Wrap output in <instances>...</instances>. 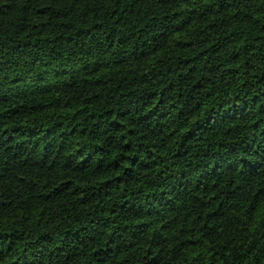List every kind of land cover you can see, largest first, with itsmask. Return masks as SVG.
<instances>
[{"label": "clouds", "instance_id": "obj_1", "mask_svg": "<svg viewBox=\"0 0 264 264\" xmlns=\"http://www.w3.org/2000/svg\"><path fill=\"white\" fill-rule=\"evenodd\" d=\"M12 3L0 0V264H264V0H23L15 23ZM193 16L234 63H173L183 53L169 56L172 34ZM157 51L143 75L127 71ZM45 93L87 97L76 115L90 135L77 146L109 183L35 217L28 165L43 166L39 149L59 147L61 126L22 150L4 128ZM182 210L208 216L192 226L195 244L170 230Z\"/></svg>", "mask_w": 264, "mask_h": 264}, {"label": "trees", "instance_id": "obj_2", "mask_svg": "<svg viewBox=\"0 0 264 264\" xmlns=\"http://www.w3.org/2000/svg\"><path fill=\"white\" fill-rule=\"evenodd\" d=\"M23 17V0H13L12 6L8 9L5 19H9L10 22L15 23L16 19ZM209 28L208 20H200L199 17L193 16L186 22L183 27H177V29L172 34L171 43L172 47L168 49L169 56L175 54L178 55L177 60L173 63H182L187 71L191 72L197 67L200 60H209L213 55L221 57L225 60H229L230 63L235 61L229 56V53L225 51L224 41L218 37H213L214 43L209 40V36L212 35L207 32ZM231 45V42H230ZM236 47H239V41L235 42ZM162 55V52L157 51L155 56H149L143 58L140 62H134L127 65V71H140V74L144 73L141 71L142 65L150 64L155 60L156 56ZM121 70V69H118ZM206 70V69H205ZM110 71V70H106ZM100 73H97V77ZM91 77H89L90 79ZM147 83V81H145ZM171 87V81L168 85L160 84L159 94L152 97L153 106L158 103L163 102L164 88ZM70 97L74 95L73 92L69 91L67 93ZM5 99V97L0 96V100ZM70 100L68 102L54 103L50 98L49 94L45 93L43 96H37L34 103L25 108L23 111L12 112L11 117L8 119V124L12 126V131L9 132L8 128H4V132L8 135L10 140H16L17 135L21 137L18 141L17 148L22 150L26 145L24 141H29L30 143L35 140H41L45 136L54 135L53 128L56 125L61 127L56 128L62 139L58 141V145L43 144L42 148L39 149L42 152L41 160L43 161V166L40 165H28L30 169V175L27 177L28 184L31 185L29 191L33 193V200L31 203L30 211L33 216L40 217L41 215H46L45 209H50L55 203L59 202L63 197L65 192H75V188L84 187H94L97 184L107 185L109 183V178L105 174L101 173L99 169L101 166L99 164L94 168L91 164H86L88 160L91 159V153H86L77 145L80 144L81 140L87 138L90 133L81 124V117L77 116V112L81 111L85 107L84 100ZM12 111L11 109L9 110ZM3 114H0L2 116ZM55 117L56 119H53ZM74 117L75 122L70 118ZM116 123V124H115ZM115 126L118 127V131H123L120 127V122H114ZM67 125V127H64ZM127 132L129 135L134 133V129L128 128ZM147 140V137H144ZM37 147L36 144L32 145ZM75 147V151L71 148ZM127 147V145H126ZM48 149L47 151H44ZM103 151V148L98 149ZM124 155L129 154V150H126ZM134 155V154H133ZM53 156L62 157L60 160L53 159ZM78 162L80 165H76ZM133 162L135 160L133 159ZM130 166V165H129ZM119 167V165H115ZM126 172H130V169H126ZM74 173V174H70ZM21 180L25 179L24 174H21ZM75 186V187H73ZM209 198H212V194H209ZM183 219L176 220L175 224L171 225L170 230L175 231L179 229L182 233L188 236V242L190 244H195V240L200 236L199 232H193L192 226L199 220L201 223L208 221V216H195V214L189 215L187 211L182 210ZM212 217L216 216L215 211L210 214ZM175 219V217H174ZM138 226H140L141 231L145 229L142 223L137 220ZM159 227L163 229L165 225L163 223L159 224ZM141 245H145V241H140ZM152 249L149 248V251ZM211 251V248H208ZM194 253L190 252V255ZM153 259H155L153 257Z\"/></svg>", "mask_w": 264, "mask_h": 264}]
</instances>
